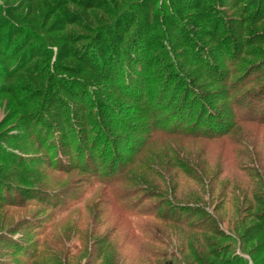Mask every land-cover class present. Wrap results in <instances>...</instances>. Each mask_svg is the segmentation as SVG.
Instances as JSON below:
<instances>
[{
	"label": "rangeland",
	"instance_id": "rangeland-1",
	"mask_svg": "<svg viewBox=\"0 0 264 264\" xmlns=\"http://www.w3.org/2000/svg\"><path fill=\"white\" fill-rule=\"evenodd\" d=\"M263 258L264 0H0V264Z\"/></svg>",
	"mask_w": 264,
	"mask_h": 264
},
{
	"label": "trees",
	"instance_id": "trees-1",
	"mask_svg": "<svg viewBox=\"0 0 264 264\" xmlns=\"http://www.w3.org/2000/svg\"><path fill=\"white\" fill-rule=\"evenodd\" d=\"M132 44L134 45L135 43H132ZM135 45H136V44H135ZM135 45H134V46H135ZM132 48H135V47H132ZM130 53H131V51H130ZM135 57H136V55H135V56H133V58L136 60V58H135ZM134 62H135V61H133V63H134ZM129 63H130V62H129ZM133 63H132V64H133ZM132 64H131V65H132ZM126 65H129V64L127 63ZM261 260L263 261V260H264V258H263V259H261ZM261 260H260V261H261ZM260 261H257V263H256V264H258V262H260Z\"/></svg>",
	"mask_w": 264,
	"mask_h": 264
}]
</instances>
